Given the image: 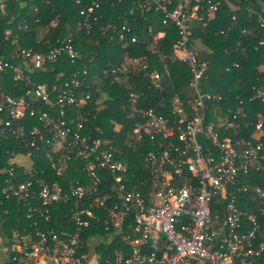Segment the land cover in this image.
I'll return each mask as SVG.
<instances>
[{
    "label": "built area",
    "instance_id": "obj_1",
    "mask_svg": "<svg viewBox=\"0 0 264 264\" xmlns=\"http://www.w3.org/2000/svg\"><path fill=\"white\" fill-rule=\"evenodd\" d=\"M99 4L100 0H93L79 10L87 28L89 19L101 17L96 14ZM138 4L161 13L163 24L175 25L177 38L172 44V55L187 64L192 75L189 85L194 92L189 110L182 107L178 95L170 99L171 120L152 108H133L139 119L131 128L130 143L135 145L143 136L170 140L167 148L146 153L145 159L155 167L147 193L127 189L123 181L127 173L125 162L86 129V106L94 98L90 92H83L88 69L68 74L59 71L56 76L61 81L52 84L35 83L31 78L46 61L62 53L73 61L77 51L70 38L57 40L46 51H39L21 45L16 36L12 37L11 28L4 30L20 60L15 64L0 58V143L9 136L17 137L19 130L29 149L22 153L7 149L6 164L0 156V193L4 199H14L22 205L29 223L23 232L13 233L11 239L2 237L0 264H264V224L249 208L239 209L236 196L237 191L247 190L245 184L236 185L240 174H264V141L240 138L232 142L224 138L217 142L214 153L203 154L205 148L199 140L203 134L215 141L216 135L203 124L205 98L213 97L210 93L203 95L199 88L208 61L198 57L191 21L206 26L225 4L232 12L230 20L236 22L240 5L230 0H139ZM5 7L0 0V9ZM245 9L247 16L264 28V0L259 5H245ZM28 26L29 22L22 19L17 28ZM108 28L111 37L136 41L126 23H110ZM162 35L158 31L153 38ZM258 45L264 49V38L255 48ZM137 64L138 58H127L106 72L113 73L116 80L119 74L127 79L126 71ZM261 70L264 73V50ZM149 76L153 86L158 87L160 73L153 70ZM6 77L14 87L22 83L24 92H7L2 86ZM257 91L264 100V76L262 89ZM130 97L135 101V94L130 93ZM238 115H244L240 108L231 113V118ZM263 121L260 119L255 127L261 128ZM226 123L231 125L227 118ZM175 126H180L178 143L171 140ZM16 156L27 159V164L15 160ZM77 159L84 161L80 167L84 178L67 179L63 185L49 181L45 169L63 175L65 180L69 161ZM43 161H48V167L42 166ZM253 195L263 204L259 208L264 211V187H253ZM56 204L63 206L74 231L41 227L52 220ZM94 206L106 213L103 233L85 239L82 231L98 220ZM116 238L121 242L119 246L108 248ZM100 244L107 250L101 251Z\"/></svg>",
    "mask_w": 264,
    "mask_h": 264
},
{
    "label": "trees",
    "instance_id": "obj_2",
    "mask_svg": "<svg viewBox=\"0 0 264 264\" xmlns=\"http://www.w3.org/2000/svg\"><path fill=\"white\" fill-rule=\"evenodd\" d=\"M6 7L0 9V58L17 64L19 58L14 55L10 37L4 34L6 28H11V35L16 36L21 45L46 51L57 43V40L70 38L77 51V56L71 58L62 53L53 60L46 61L40 72L31 74L35 83H57L59 71L65 74L77 69H88L86 85L83 92H90L94 97L86 106L88 122L86 129L93 137L100 138L103 146L111 147L112 151L127 165L124 183L129 190L147 193L153 179L154 166L145 159L149 150L159 152L169 146V139L157 136L151 140L143 136L140 142L130 143L131 128L139 116L133 108H152L157 113L172 119L170 99L178 95L182 107L189 110L194 102V92L189 83L191 73L187 64L173 57L172 44L177 38V30L173 23L163 24L162 14L154 10H145L139 6V0H100L96 14L97 20L89 19L90 28L86 27L84 17L79 10L90 5L93 0H3ZM240 8L237 10V21L230 20L232 12L224 4L216 12L215 17L206 26L199 23V37L204 46L199 48L200 60L208 61V67L199 82L201 93L211 94L212 99L205 98V116L203 124L207 130L216 136L199 135L205 150L216 151L217 142L229 138L236 142L240 138L252 142L264 141V121L257 129L255 123L264 119V100L257 88L262 89L264 73L261 70L263 47L255 48L258 41L264 38V28L255 23L254 18L247 16L245 5H259L262 0H230ZM131 11V13H130ZM26 19L29 26L26 29L17 28L18 23ZM52 22H55L52 24ZM128 24L136 41L125 42L117 37H111L108 24ZM150 29L153 32H150ZM220 29L223 33L219 32ZM161 31L163 35L153 38V34ZM197 32V33H198ZM43 33V34H42ZM193 30V37L197 34ZM39 35H43L39 37ZM127 58H138L139 64L130 67L125 79L120 74L118 79L107 69L120 66ZM142 64L146 68L142 69ZM156 70L161 75V82L154 87L150 72ZM11 71H9V75ZM14 87L9 78H5L2 86L7 92L22 94L25 86ZM256 86L257 88H252ZM130 93L136 95L132 101ZM240 108L241 113L235 119L231 113ZM226 118L231 125L226 123ZM180 126H175V136L171 140L178 143L176 134ZM17 137H8L0 143V156L7 163L8 149L14 153H22L29 149L23 133L18 130ZM264 162V160H263ZM48 161L42 166L48 167ZM39 164V163H38ZM39 164L38 166H41ZM84 165L81 159L70 160L69 168L59 176L45 169L49 181L64 184L67 179L83 177L80 167ZM106 177L107 174H105ZM111 183L110 179L107 181ZM246 185V191H237L239 209L249 208L257 219L264 224V211L253 195V187H264V174L259 171H249L240 174L236 185ZM114 194V193H113ZM115 195V194H114ZM63 206H54L52 220L42 223V228H64L72 232L74 225L68 220ZM94 210L98 220L89 228L84 229L83 237H96L103 233L106 213L100 207ZM24 208L14 199H4L0 193V228L2 237L11 239L13 233L23 232L28 227L29 220L24 216ZM24 226V227H23ZM121 242L116 238L108 248H117ZM101 251L107 250L100 244Z\"/></svg>",
    "mask_w": 264,
    "mask_h": 264
},
{
    "label": "crops",
    "instance_id": "obj_3",
    "mask_svg": "<svg viewBox=\"0 0 264 264\" xmlns=\"http://www.w3.org/2000/svg\"><path fill=\"white\" fill-rule=\"evenodd\" d=\"M191 27H192V31L195 30V33H197L198 31L200 32L201 29H199V22L196 20H192L191 21ZM199 32L194 36V45L198 48H202L201 46V39L199 37ZM43 35H39V37H41ZM204 47V46H203ZM15 160H17L18 162H20L21 164H27V159L23 158L22 156H16ZM0 239L1 241H3L2 239V228H0Z\"/></svg>",
    "mask_w": 264,
    "mask_h": 264
},
{
    "label": "rangeland",
    "instance_id": "obj_4",
    "mask_svg": "<svg viewBox=\"0 0 264 264\" xmlns=\"http://www.w3.org/2000/svg\"><path fill=\"white\" fill-rule=\"evenodd\" d=\"M54 23H55V22H52V24H54ZM42 34H43V33H42ZM9 242H10V241L7 240V243H9ZM3 244H4V243H3V242L1 241V239H0V248L3 247Z\"/></svg>",
    "mask_w": 264,
    "mask_h": 264
}]
</instances>
